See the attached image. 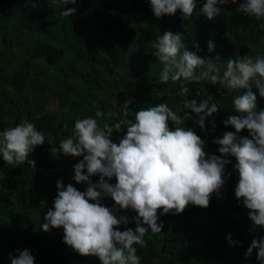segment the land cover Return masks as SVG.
I'll return each instance as SVG.
<instances>
[{
  "label": "trees",
  "instance_id": "1",
  "mask_svg": "<svg viewBox=\"0 0 264 264\" xmlns=\"http://www.w3.org/2000/svg\"><path fill=\"white\" fill-rule=\"evenodd\" d=\"M205 2L197 0L193 16L185 21L179 10L156 18L150 0H76L74 5L32 0L35 8L26 0H0V132L27 120L45 136V143L36 146L23 164L8 165L0 154V264H11L9 254L24 249L34 257V264H100L97 257L81 256L67 246L62 228L46 232L41 228L43 216L53 207L57 180L80 191L87 187L73 179L74 165L82 157L50 151L72 136L78 118L97 119L100 126L120 123L121 130L113 128L111 134L112 141L119 143L135 112L165 103L177 115L188 112L191 118L180 126L191 128L205 141L207 155H220L213 140L225 131H235L222 121L238 115L232 100L243 89L221 88L209 102L216 103L218 110L206 119L202 130L197 114L183 109V104L191 99L199 103L207 93H215L212 85L206 80L183 86L180 81L158 83L162 64L152 48L165 31L182 33L185 47L211 58L220 73L229 59L264 58V18L238 12L243 0H237L218 5L221 14L215 21L208 20L198 15ZM69 7L76 12L62 16ZM209 41L214 44L211 52ZM253 91L257 111L264 109V98ZM98 110L102 117H96ZM209 121L215 122L214 130ZM169 127L176 125L169 121ZM237 135L248 136V130ZM49 137L54 138L51 145ZM227 159L232 163L225 166V184L219 196H211L207 208L189 204L177 215H159L158 210L162 231L153 234L149 230L144 246L134 245L140 264H260L256 249L250 257L244 253L253 239L264 237V229L257 226L249 231L252 221L242 200L231 209L239 177L233 167L235 158ZM90 179L96 182L99 175ZM109 182L115 183V177ZM101 203L109 208L114 205L110 197ZM116 214L130 218L119 230L135 229L134 211ZM228 234L239 243L229 244Z\"/></svg>",
  "mask_w": 264,
  "mask_h": 264
},
{
  "label": "clouds",
  "instance_id": "2",
  "mask_svg": "<svg viewBox=\"0 0 264 264\" xmlns=\"http://www.w3.org/2000/svg\"><path fill=\"white\" fill-rule=\"evenodd\" d=\"M26 2L36 7L32 0ZM59 2L74 5L76 0ZM236 2L206 0L198 15L215 21L222 12L218 5ZM150 5L158 19L179 10L181 19L186 21L193 16L197 0H150ZM237 11L264 18V0H243ZM75 12L74 7H69L61 15L69 17ZM152 48L162 64L158 83L180 81L183 86L206 80L212 85L215 93H207L199 103L191 99L183 104V109L197 114L196 123L202 130L206 119L218 110L216 103L209 102L221 88L237 92L243 89L232 100L238 115H229L222 121L235 131H225L222 137L214 138L220 155H207L205 141L191 128L180 126L191 118L189 113L177 115L165 103L135 112L134 121H128L119 143L112 141L111 134L113 128L121 130L120 123L109 127L100 126L97 119L91 117L76 119L72 136L60 140L59 147H51L50 151L53 155L82 157L74 165L73 179L86 183L87 187L80 191L71 183L65 186L57 180L53 207L43 216L41 228L45 232L62 228L63 242L67 246L81 256L97 257L100 264H140L134 245L143 247V237L149 230L153 234L162 231L159 215L183 213L189 204L207 208L211 196L214 193L219 196L225 184V166L232 163L227 159L229 156L236 161L233 167L239 178L234 194L249 210L247 215L252 221L249 231L254 232L257 226L264 229V109L257 111V94L253 91L255 88L259 97L264 98V58L229 59L226 69L220 73L221 69L211 58L201 57L185 47L182 33L165 31L152 42ZM208 50H214L211 41ZM197 69H201L199 74ZM95 115L99 118L104 114L98 110ZM169 121L176 125L174 129L169 127ZM209 123L214 130L215 122ZM244 129L248 130V136L237 135ZM53 140L49 137L47 142L51 145ZM44 143V134L27 120L0 132V154L8 165L23 164L29 153ZM30 163L34 166L33 160ZM96 175L99 179L93 182L90 177ZM113 177L115 183H110ZM104 197L114 201L111 208L101 203ZM120 210L136 213L131 217L135 229L119 230V225L127 226L130 222L127 215L117 216ZM226 240L229 244L239 243L232 240L231 234ZM253 249L257 250L256 259L264 264V237L252 240L245 257H250ZM9 259L11 264H34V257L27 249L19 251L18 256L10 253Z\"/></svg>",
  "mask_w": 264,
  "mask_h": 264
},
{
  "label": "rangeland",
  "instance_id": "3",
  "mask_svg": "<svg viewBox=\"0 0 264 264\" xmlns=\"http://www.w3.org/2000/svg\"><path fill=\"white\" fill-rule=\"evenodd\" d=\"M237 203H238V199L235 197L234 199H233V201H232V206H231V209L233 208V207H235L236 205H237ZM230 209V210H231ZM18 251L19 250H14L13 252H12V256H18L19 255V253H18ZM87 258L89 257V256H86Z\"/></svg>",
  "mask_w": 264,
  "mask_h": 264
}]
</instances>
